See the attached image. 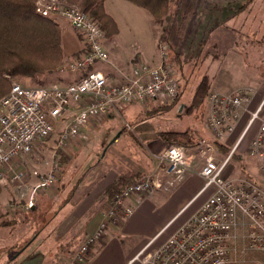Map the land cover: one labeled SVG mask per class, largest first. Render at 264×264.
I'll return each mask as SVG.
<instances>
[{"label":"built area","instance_id":"2783aa9c","mask_svg":"<svg viewBox=\"0 0 264 264\" xmlns=\"http://www.w3.org/2000/svg\"><path fill=\"white\" fill-rule=\"evenodd\" d=\"M58 1L36 0V12L47 18L62 16L80 32L86 52L60 68L61 72L75 74L77 79L36 87L14 82L0 99V188L11 185L21 199L29 196L24 205L27 210L35 207L36 196L26 194L29 184L24 182L30 174L38 177V172L27 168L17 171L16 165L32 154L41 142L58 132V149L66 152L74 140L86 139L84 130L91 121L120 112L124 106L133 103L169 102L178 95V80L168 63L170 45L167 41H160L162 60L158 66L141 64L126 81H111L102 71L94 69L97 62L109 59L102 43L105 32L88 14ZM206 1L221 3L228 0ZM253 97L249 87L230 92L211 89L206 122L213 134V143L205 138H196L194 142L201 152L197 174L204 185L200 194L212 192L200 209L176 231L159 244L155 242L163 232L148 241L129 264H237L232 251H235L234 241L238 237L248 250L264 253V188L250 178L224 176L245 134L238 138L224 159L218 157L216 148L217 143L221 144L235 131ZM254 124L257 128L247 152L257 161L264 176V99L251 113L246 131ZM196 157L178 145H170L157 155L159 163L152 174L139 178L111 198L99 226L85 237L71 264H86L91 250L109 228L119 225L133 213L129 204L131 197L175 190L187 173L194 170ZM60 169L61 164L53 161L39 179L40 191L53 193ZM19 182L24 185L19 186Z\"/></svg>","mask_w":264,"mask_h":264},{"label":"rangeland","instance_id":"374dc122","mask_svg":"<svg viewBox=\"0 0 264 264\" xmlns=\"http://www.w3.org/2000/svg\"><path fill=\"white\" fill-rule=\"evenodd\" d=\"M58 2L62 5H70L81 11L74 4L61 2L60 0ZM180 4L182 5V10L184 9L185 11L183 15L185 17L183 24L186 25V23H189L191 26L190 29L194 28L193 30L196 29V31L198 30L199 32L205 31L206 34L205 28L207 24H212V19L214 20V18L211 16L212 13L208 14V11L203 9V0L199 1L198 6H195L193 0H183ZM56 16L57 15L51 17V19L53 18L57 23L58 18ZM168 17L169 11L164 21H166ZM164 21L159 24L155 23L158 25V28L161 29V33L167 30L165 35L167 39L165 40H167L168 44L170 43L169 40L173 43L177 41L180 44L177 37H179L178 22L181 23V21L175 20L178 26L175 22L166 23L168 24L166 25ZM172 27H174V31H172ZM188 36L190 37V34L184 35L183 33V35L179 37L180 40H182L180 52L182 55L175 53V57L173 56V58L170 55L168 56V63L173 68L174 74L178 80L176 103L174 100L169 102L148 101L145 104L133 103L124 106L120 112H113L100 119V121L103 119L106 120L99 128L96 136L91 138V141H94L90 142L88 146L80 151L75 153L76 147L73 143L81 141L82 139H77L73 143L71 142L66 152L59 150L57 146V132L56 135H53L49 140L41 142L32 154L24 157L21 163L19 162L18 165H16L17 171L27 168L30 171L38 172V177L30 174L24 182L29 184L25 190L26 194H35L36 196L34 207L36 210H33L34 208L31 210L25 209L24 205L28 202L29 196L21 199L17 190L14 189V186L8 185L5 188H0V226L3 222H9L6 224V228H0V264H19L20 258L27 252H32L29 254L28 258L33 260H31V263L26 262V264H58L56 257L59 253L72 254L71 260H73L75 254L85 240V237L83 240L79 241L77 236H72V231L74 229L73 225L79 220L80 213L84 211V205H94L96 203L100 191L104 189L103 185L109 183L108 176L110 171H116L122 165L124 157L132 156L133 166H140L142 161L145 162L144 157L150 144L156 140V138L163 137L167 132H187L188 134L185 137L188 138L186 140L182 137V141L179 142H172V140L168 147L170 145L183 146L188 154L197 155L193 161L194 168L200 165L201 152L195 148L194 140L196 138H205L212 142V138L209 139L206 136V129L208 130L206 122L208 96L206 97L205 105L201 108L194 109L191 112H188V109L192 103L195 90L202 78L207 76L210 82L212 69L210 68L208 71V67H206L207 63H205L204 60L206 57L210 56L206 54L213 53V50L211 48L212 40L208 39V46L204 49L201 56H199L200 54L199 52L197 53L196 50L187 49ZM199 36L200 34L195 36L197 39L193 41L194 43H197ZM104 40L102 42L103 45ZM173 51L176 52L177 49H173ZM65 58L68 59V56L65 55ZM109 60L110 56L106 62H97L94 69L106 71ZM161 60L159 50V62L150 65L158 66ZM71 62L72 61H64L61 66ZM143 64L149 63L144 62ZM61 66L52 73L44 72L33 78L15 79L12 81V84L14 82H20L22 84L25 83L26 86L36 87L73 82L74 79L72 80V78H75L76 75L70 72H61ZM253 70L256 71V69ZM261 76L264 77V74H261ZM211 79H213V77ZM123 80L126 81L125 79ZM252 90L253 95L256 96L257 93L255 94L254 89ZM257 102L258 100H255V102L252 100L246 106L243 115L245 118L242 122L237 124L235 130H237L238 127H242L237 130L236 136H234L229 143L233 145L239 135L240 138L243 134L245 135L242 139V146L240 144L233 153L231 164L225 170L224 176L250 178L257 181V183L264 188V176L259 171L257 161L251 156L247 157L248 152H244L242 149L245 145V138L247 135L252 136L257 128V124H254L250 130L246 131L251 113L255 111L260 104H257ZM151 110L154 112L151 113ZM98 121L96 122L98 123ZM208 132L210 131L208 130ZM234 132L231 135H233ZM116 139L119 140L116 141ZM216 148L219 153V158L224 159L228 156V149L221 148L219 143H217ZM222 149L224 151H222ZM57 151H60L67 161L61 165L60 178L54 186V193L42 192L38 188L39 179L49 170L53 161H58L56 155ZM130 163L131 162H126V166L130 165ZM154 171L149 174H152ZM132 175L140 176L138 174ZM24 183L19 182L18 185L22 186ZM191 188L192 187H190V189ZM105 192L104 197L106 195ZM158 220V217L151 218L150 216L145 218L142 221V223L145 224L139 227L138 230H134V232L139 235H144L148 233L146 231L155 226ZM42 230L43 233L39 237ZM162 238L163 237H160L155 244L163 242L164 240H162ZM63 241L65 242L63 243ZM234 242H236L235 251L232 252L233 258L237 259V264H264V253L248 250L247 245L244 246V243L239 237L236 238ZM7 247H10L8 254H6L8 252ZM16 253L17 255L13 259L16 262L13 260L11 261V257ZM90 257L91 255L89 258ZM134 264L139 263L135 262Z\"/></svg>","mask_w":264,"mask_h":264},{"label":"crops","instance_id":"0c3cea01","mask_svg":"<svg viewBox=\"0 0 264 264\" xmlns=\"http://www.w3.org/2000/svg\"><path fill=\"white\" fill-rule=\"evenodd\" d=\"M182 1H171L169 17L164 23L169 24L175 22V20L181 21V23L178 22L179 37L183 33L184 35L190 34V37L187 38V49L196 50L197 53L199 52V56L208 46V39L212 40L213 53H207L206 55L210 56L204 60L207 63L208 71L210 68L212 69V76H210L213 79L209 76L210 83L213 84H211V89L230 92L237 88L250 87L254 89L255 94L257 93L256 96L254 95L253 101L258 100L257 104L261 103L264 98V77L261 76V74H264V0H228L221 3L203 0V9H206L208 14L212 13L211 16L214 18L211 25L207 24L206 34L205 31L199 32L196 29L193 30L194 28L190 29L189 23L183 24L185 11L182 10L180 4ZM193 1L195 6L199 5L200 0ZM104 5L107 13L115 20L119 32L116 36L106 37L104 40V47L110 56V60L108 61L107 70L102 72L111 81L121 82L124 81L123 79L131 78L135 74L138 65L144 62L157 64L159 62V43L161 40L167 39L165 36L167 30L161 33V29L158 28L150 12L128 0H105ZM56 17L62 30L64 56H68L65 61L70 62L81 58L86 50L80 32L71 26L64 17L58 15ZM175 23L178 26V23ZM174 27H172V31H174ZM197 34H200V36L197 43H194ZM179 37L177 38L180 44L177 41L173 43L168 39L172 58L175 57V53L181 54L182 40ZM173 49H177V51L175 52ZM253 69H256V71ZM73 79L76 80L77 76ZM244 118L245 116H242L240 122ZM105 120L100 121L99 119V121L93 120L90 122L84 130L86 139L72 142L76 147L75 153L94 141H91V138L96 136ZM241 127H238V129ZM237 130L220 144L221 148L228 149V153L232 151L240 137L239 135L233 145L229 143L236 136ZM206 132L207 138H212L213 141V134L208 132L207 129ZM253 135L254 133L252 136H245L247 139L245 138V145L242 148L244 152L247 151ZM169 144H171V140L164 137L156 138L147 150L144 157L145 162L142 161L140 166H133L132 156L124 157L122 165L116 171H110L109 183L103 185L104 189L100 191L96 203L94 205H84V211L80 213L79 220L73 225L72 236H77L80 241L92 234L99 226L103 213L108 207V198L106 195L104 197L106 188L120 175L138 174L143 177L154 171L159 163L157 155L164 152ZM222 151L224 150L222 149ZM126 162L131 163L126 166ZM203 184V179L197 174V168H194V170L187 173L183 182L169 193L158 192L152 196L136 195L131 197L129 204L133 207V213L122 219L119 225L109 228L102 240L91 250L89 254L91 257L88 258L86 264H129L145 244L156 238L161 232L163 233L159 237H163L162 240H165L167 236L194 215L209 197L211 190L200 194ZM190 187L192 188L190 189ZM33 210H36V208ZM150 216L151 218H159L155 226L146 231L148 233L144 235L135 233L134 230H138L139 227L145 224L142 223L143 219ZM42 233L43 230L40 232L39 237ZM30 253L32 252L23 255L19 260V264L31 263L33 259L28 258ZM56 258L58 264L73 262L71 260L72 254L68 253H59Z\"/></svg>","mask_w":264,"mask_h":264},{"label":"trees","instance_id":"16d2710c","mask_svg":"<svg viewBox=\"0 0 264 264\" xmlns=\"http://www.w3.org/2000/svg\"><path fill=\"white\" fill-rule=\"evenodd\" d=\"M74 4L82 12L98 21L106 37L118 34L115 20L105 9V0H60ZM148 10L159 24L165 20L172 0H128ZM36 0H0V99L11 89L12 81L18 78H33L40 73L55 72L65 61L62 47V30L53 19L43 17L35 11ZM211 91V83L205 76L200 81L192 98L188 112L205 105ZM176 103V99L174 100ZM173 102V103H174ZM154 112L151 110V113ZM187 132H167L163 137L179 142ZM58 162L63 165V154L57 151ZM140 176H120L106 189L108 206L113 196L121 193ZM3 222L0 226L6 228ZM11 247V246H10ZM10 247H7L9 253ZM17 253L11 257V261ZM14 261V260H13ZM15 262V261H14Z\"/></svg>","mask_w":264,"mask_h":264}]
</instances>
